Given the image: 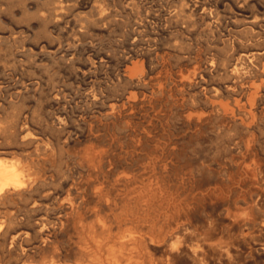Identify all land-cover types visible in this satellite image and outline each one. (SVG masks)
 Instances as JSON below:
<instances>
[{"label":"rangeland","instance_id":"obj_1","mask_svg":"<svg viewBox=\"0 0 264 264\" xmlns=\"http://www.w3.org/2000/svg\"><path fill=\"white\" fill-rule=\"evenodd\" d=\"M263 51L264 0H0V160L25 165L28 184L2 206L0 264H27L31 202L62 182L86 185L87 157H103L99 177L108 186L127 172L185 190L208 161L216 169L228 158L232 140L249 141L251 159L264 164ZM137 68L141 76H131ZM251 82L262 110L255 124L214 114L217 92L229 101ZM200 112L201 121L190 118ZM210 174L205 188L240 193L241 168L222 181Z\"/></svg>","mask_w":264,"mask_h":264},{"label":"bare ground","instance_id":"obj_2","mask_svg":"<svg viewBox=\"0 0 264 264\" xmlns=\"http://www.w3.org/2000/svg\"><path fill=\"white\" fill-rule=\"evenodd\" d=\"M134 74L141 76V68L130 73ZM258 93L259 85L251 82L249 91L239 98L234 94V99L224 101L219 99L221 95L213 94V100L209 98L210 107L222 119L248 128L262 113L257 104ZM203 115L195 113L190 118L199 122ZM229 145L227 160L216 169L207 166L208 161L190 190L161 187L151 180L139 182L127 172H117L115 185L108 186L99 177L103 157H87L86 185L71 187L60 182L47 193L41 189V200L31 202L23 224L26 229L22 237L23 258L27 264H264V164L257 158L251 159L255 155L249 149V141L232 140ZM235 157L241 160L234 162ZM23 167L18 161L0 160V215L9 196L20 194L28 185ZM239 168L244 175L238 181L239 194L232 196L224 186L220 194L204 187L210 173L222 181L221 175L236 174ZM36 212L40 214L37 219ZM65 234L67 241L57 240Z\"/></svg>","mask_w":264,"mask_h":264}]
</instances>
